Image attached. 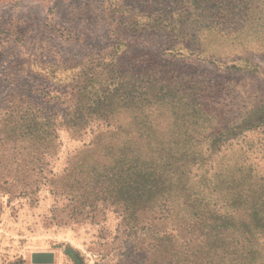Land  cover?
<instances>
[{
  "label": "rangeland",
  "instance_id": "rangeland-1",
  "mask_svg": "<svg viewBox=\"0 0 264 264\" xmlns=\"http://www.w3.org/2000/svg\"><path fill=\"white\" fill-rule=\"evenodd\" d=\"M175 7L173 0H0V264H157L147 259L153 236L125 228L126 214L112 203L114 197L88 181L99 162L90 154L89 166L79 168V153L105 126L85 117V130L67 129L73 98L66 68L116 43L111 21L147 26L146 13ZM183 9L190 11L180 20L183 25L198 30L210 24L192 13L190 4ZM127 33V50L120 47L114 57L121 70L165 67L202 81L207 94L200 96L208 97L219 132L236 128L242 135L229 142L227 159L253 152L252 164L264 172L259 150L264 126L249 132L244 127L264 104V44L246 38L245 53L237 44L216 46L221 61L230 62L218 67L186 53L181 59L166 57L170 41L163 34ZM236 59L249 63L233 65ZM45 119L50 122L42 126ZM35 254H50L52 261L33 262Z\"/></svg>",
  "mask_w": 264,
  "mask_h": 264
},
{
  "label": "trees",
  "instance_id": "trees-1",
  "mask_svg": "<svg viewBox=\"0 0 264 264\" xmlns=\"http://www.w3.org/2000/svg\"><path fill=\"white\" fill-rule=\"evenodd\" d=\"M173 1L176 7L168 13H146L151 19L147 26L121 27L111 21L109 34L116 43L84 63L72 60L66 68L73 98L67 129L82 132L88 125L85 117L105 126L79 153L81 170L93 160L91 154L99 162V172L94 170L90 180L88 173L81 175L114 197L112 203L126 214L125 228L153 236L149 263H262L264 172L252 164L253 152L249 158L239 155L232 160L225 155L240 132H219L208 97L200 96L207 94L202 81L165 67L123 71L114 57L120 47L127 50L128 30L154 31L170 41L163 51L166 57L181 59L186 53L222 67L230 62L221 61L216 46L231 49L237 44L243 52L246 38L264 44V0ZM184 3L210 24L198 30L183 25L180 20L189 15L188 9L181 10ZM257 108L261 113L253 112L244 122L248 132L264 126V104ZM49 122L45 119L42 126ZM260 145L263 152L264 143ZM252 147L248 144L245 153Z\"/></svg>",
  "mask_w": 264,
  "mask_h": 264
},
{
  "label": "water",
  "instance_id": "water-1",
  "mask_svg": "<svg viewBox=\"0 0 264 264\" xmlns=\"http://www.w3.org/2000/svg\"><path fill=\"white\" fill-rule=\"evenodd\" d=\"M33 262L37 263H50L52 261V255L50 254H35L32 257Z\"/></svg>",
  "mask_w": 264,
  "mask_h": 264
}]
</instances>
